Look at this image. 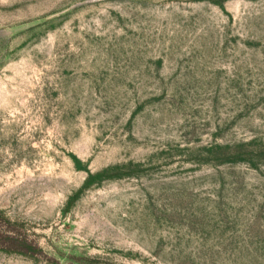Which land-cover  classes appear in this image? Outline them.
<instances>
[{
  "label": "rangeland",
  "instance_id": "374dc122",
  "mask_svg": "<svg viewBox=\"0 0 264 264\" xmlns=\"http://www.w3.org/2000/svg\"><path fill=\"white\" fill-rule=\"evenodd\" d=\"M0 264H264V0H0Z\"/></svg>",
  "mask_w": 264,
  "mask_h": 264
}]
</instances>
